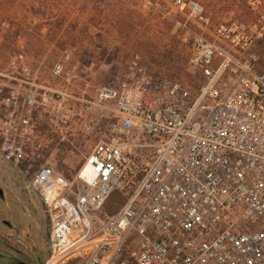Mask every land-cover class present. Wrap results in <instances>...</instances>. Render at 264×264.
I'll return each mask as SVG.
<instances>
[{
	"label": "built area",
	"instance_id": "built-area-1",
	"mask_svg": "<svg viewBox=\"0 0 264 264\" xmlns=\"http://www.w3.org/2000/svg\"><path fill=\"white\" fill-rule=\"evenodd\" d=\"M244 1L253 19L214 24L198 1L173 0V29L198 28L186 63L192 84L162 93L143 77L99 86L91 105L109 104L117 121L70 177L33 164L35 112L42 107L51 127L89 130L88 101L40 82L23 54L12 59L17 87L0 83V153L26 166L49 221L43 264H264V69L254 51L264 9ZM69 61L52 65L54 79L70 83ZM115 192L124 201L109 213Z\"/></svg>",
	"mask_w": 264,
	"mask_h": 264
},
{
	"label": "rangeland",
	"instance_id": "rangeland-1",
	"mask_svg": "<svg viewBox=\"0 0 264 264\" xmlns=\"http://www.w3.org/2000/svg\"><path fill=\"white\" fill-rule=\"evenodd\" d=\"M196 1L214 24L229 19L250 21L255 17L244 0ZM261 1L264 9V0ZM173 10V0H0V83L17 87L9 78L13 75L10 63L23 54L40 82L73 96L83 95L88 101L89 130L78 125L67 130L51 127L47 113L38 107L35 140L41 148L34 152L35 166L48 162L70 177L98 137L111 133L117 117L110 105H91L99 86L117 87L131 82V77H143L151 93H162L172 83L192 84L186 63L193 32H198V28L189 23L190 33L176 32L174 22L167 16ZM177 19L184 20L179 15ZM254 51L259 57L257 68L263 70L264 38ZM65 54L70 56L71 75L75 76L70 83L51 75L52 65ZM69 101L72 113H78L81 103L72 98ZM25 168L24 164H6L0 158V188L6 196L5 201L0 200V219L10 220L1 208H12L18 238L34 248L35 258L40 257L43 264L49 223ZM24 204L34 205L35 214L16 207ZM1 233L0 257L33 261L19 248L16 236L8 240Z\"/></svg>",
	"mask_w": 264,
	"mask_h": 264
},
{
	"label": "flooded vegetation",
	"instance_id": "flooded-vegetation-1",
	"mask_svg": "<svg viewBox=\"0 0 264 264\" xmlns=\"http://www.w3.org/2000/svg\"><path fill=\"white\" fill-rule=\"evenodd\" d=\"M0 158H1V161H3L4 163L6 164H14L12 162H9V161H5L2 157H1V153H0ZM15 165V164H14ZM34 194V193H33ZM35 196V194H34ZM36 197V196H35ZM36 199L38 200L41 208H42V211L44 212L43 210V207L39 201V199L36 197ZM0 200L5 201L6 200V196H5V191L3 188H0ZM31 203L34 204V202L31 200ZM28 205L26 206V204L24 205H21V206H16V207H22L24 208L27 212H30L32 211L34 214H35V211L33 210V207L34 205ZM5 208V209H4ZM4 208H1V211L2 212H5V215H9L10 216V220L9 219H0V238H1V232H4L3 236H5L8 240H12L11 237L13 236H16L17 237V244H19V248L22 249V251H24L27 255H30V257H32L33 261H28V260H23V259H4V257H0V264H2L4 262V264H21V263H27V264H41V261H40V257L38 258H35V250L34 248L31 249L30 247H28V245L26 243H24L20 238H18V233L17 231L15 230V224H16V221H15V218H14V215L13 213L11 212V209L10 207H4ZM44 215H45V212H44ZM45 219H46V222L49 223L46 215H45ZM6 232V233H5ZM49 237V235H48ZM48 237H47V240L45 242V249H46V253L44 255V260L48 254ZM1 243V242H0ZM41 256V255H40Z\"/></svg>",
	"mask_w": 264,
	"mask_h": 264
},
{
	"label": "trees",
	"instance_id": "trees-1",
	"mask_svg": "<svg viewBox=\"0 0 264 264\" xmlns=\"http://www.w3.org/2000/svg\"><path fill=\"white\" fill-rule=\"evenodd\" d=\"M262 41V40H261ZM259 41V42H261ZM160 56V55H159ZM158 56V58H159ZM162 57V56H160ZM163 58H167L165 56H163ZM153 60H158L156 57L153 58ZM161 61L158 60V62L156 61V63L160 64ZM124 199L123 197H121L118 193H113L112 196L109 199V202L107 204V211L109 213H113L115 212V210H117V208H119V206L123 203Z\"/></svg>",
	"mask_w": 264,
	"mask_h": 264
},
{
	"label": "water",
	"instance_id": "water-1",
	"mask_svg": "<svg viewBox=\"0 0 264 264\" xmlns=\"http://www.w3.org/2000/svg\"><path fill=\"white\" fill-rule=\"evenodd\" d=\"M21 264H27V263H21Z\"/></svg>",
	"mask_w": 264,
	"mask_h": 264
}]
</instances>
